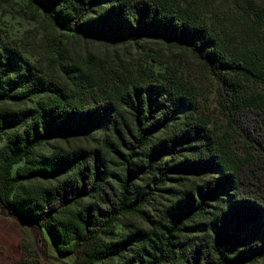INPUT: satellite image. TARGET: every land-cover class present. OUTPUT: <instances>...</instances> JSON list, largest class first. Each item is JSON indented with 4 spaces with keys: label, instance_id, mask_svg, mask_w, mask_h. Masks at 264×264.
Listing matches in <instances>:
<instances>
[{
    "label": "trees",
    "instance_id": "trees-1",
    "mask_svg": "<svg viewBox=\"0 0 264 264\" xmlns=\"http://www.w3.org/2000/svg\"><path fill=\"white\" fill-rule=\"evenodd\" d=\"M18 1L30 11L26 19L42 16L45 36L64 33L118 44L148 37L190 53L216 80L227 133L215 135L171 78L101 85L90 56L77 64L61 54L55 37L52 50L63 59L53 60L59 83L34 72L20 51L4 48L0 139L8 137L0 149V216L28 227L37 240L46 233L58 257L74 256L73 264H250L261 259L264 61L228 58L207 26L169 0ZM8 58L26 64L24 71ZM244 81L259 83L261 91L243 92ZM91 86L95 89L88 92ZM179 110L186 114L174 121ZM102 122L108 133L93 147L48 155L35 151L54 136L80 137ZM229 139L243 156H230ZM192 176L197 180L189 181ZM35 182L45 186H27ZM168 182L182 188H170ZM224 193L225 206L219 202ZM158 200L160 206L149 210ZM123 217L138 218L146 227L115 236Z\"/></svg>",
    "mask_w": 264,
    "mask_h": 264
},
{
    "label": "rangeland",
    "instance_id": "rangeland-1",
    "mask_svg": "<svg viewBox=\"0 0 264 264\" xmlns=\"http://www.w3.org/2000/svg\"><path fill=\"white\" fill-rule=\"evenodd\" d=\"M175 7L181 8L183 15L207 26L217 37L228 58H247L256 56L264 61V0H169ZM30 11L24 4L14 0L11 4L0 3V51L11 48L22 53L34 67V72H43L54 82L61 83L53 60L58 55L52 50L51 41L56 37L61 54L73 58L83 65L86 56L94 64L99 84H131L146 81H162L161 75L171 78L191 98L196 115L209 120L210 128L215 135L225 136V120L217 104L216 80L201 69L195 58L188 52L169 47L162 41L143 38L138 42L127 44L89 42L72 34L50 33L45 36V25L42 16L37 21L26 19ZM11 66L23 72L26 64L19 59L8 58ZM60 62L63 59L59 60ZM21 65V66H20ZM15 74V71L14 73ZM94 86L88 88L93 91ZM243 92H259L261 86L253 81H244ZM27 106L34 103L28 102ZM1 106V104H0ZM23 106V104H22ZM186 111L174 113V121L183 119ZM108 133L107 125L102 122L99 129L87 132L80 137L47 140L35 149L39 155H48L53 151L71 148H89L96 145ZM8 134L0 139V149L6 144ZM230 156L240 157L245 153L234 139H229ZM16 167L13 169L15 173ZM212 176L207 175L205 179ZM192 176L189 181H196ZM45 186L44 183H40ZM30 183V188L40 185ZM170 188H182L176 183L168 182ZM221 205H226L229 198L226 193L219 197ZM216 201H213L215 204ZM160 206L154 201L149 210ZM145 228L138 218L123 217L116 223L114 235L118 236L129 228ZM206 230V223H203ZM74 256L60 258L55 253L46 233L41 240L34 237L32 231L13 220L0 216V264H73ZM83 264V263H79ZM264 264V256L255 263Z\"/></svg>",
    "mask_w": 264,
    "mask_h": 264
}]
</instances>
